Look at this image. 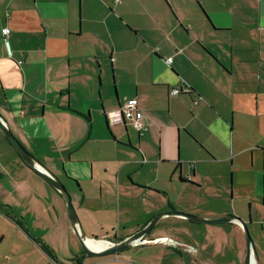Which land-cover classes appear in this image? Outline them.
<instances>
[{
  "label": "crops",
  "instance_id": "obj_1",
  "mask_svg": "<svg viewBox=\"0 0 264 264\" xmlns=\"http://www.w3.org/2000/svg\"><path fill=\"white\" fill-rule=\"evenodd\" d=\"M3 27L0 116L94 250L161 212L229 215L264 264V0H0ZM130 100L140 131L116 119ZM0 221L84 264L62 197L1 130ZM157 237L194 251L149 241L98 263L243 264L235 223L165 216Z\"/></svg>",
  "mask_w": 264,
  "mask_h": 264
},
{
  "label": "water",
  "instance_id": "obj_2",
  "mask_svg": "<svg viewBox=\"0 0 264 264\" xmlns=\"http://www.w3.org/2000/svg\"><path fill=\"white\" fill-rule=\"evenodd\" d=\"M0 130L3 136L12 146L16 154L19 156L21 161L28 168H30L32 171H34L39 176H41L44 180H46L48 184L62 197L64 204H65L66 215H67L70 229L75 239L77 240L79 247L81 249V252L83 254L93 255V256H101L105 254H116L118 252L125 251L137 244H141L144 242H149V241L162 242L167 237H157L154 239H145L142 237L148 233L149 229H151V227L154 226L155 223L159 219L165 216H181L183 218H186L192 221H197V222H204V223L224 222V223H235L239 225L243 233L244 245H245L243 264H254L253 255H252V242L249 237L245 223L239 218L235 216H229V215L218 216V217H201V216H196V215L187 214V213L178 212V211L161 212V213L156 214L142 228L130 234L129 236L119 241H115L113 243L111 242V244H108L107 246H104L103 248H100L98 250L89 249L86 245V241L88 239H91L94 241H98V240L85 237L79 225V221L75 214L74 208L70 202L69 194L67 193L65 187L62 185V183L59 180H57L54 176H52L47 171H45V169H43L39 165V163L27 152V150L19 143V141L11 133L9 128L6 126V124L2 120L1 116H0Z\"/></svg>",
  "mask_w": 264,
  "mask_h": 264
},
{
  "label": "rangeland",
  "instance_id": "obj_3",
  "mask_svg": "<svg viewBox=\"0 0 264 264\" xmlns=\"http://www.w3.org/2000/svg\"><path fill=\"white\" fill-rule=\"evenodd\" d=\"M186 90L188 89L186 88ZM194 102L192 101V103ZM20 233L18 231L16 234L8 222L0 221V264H66L69 262L65 257L67 254L54 253L50 247L48 250L53 252L55 257L48 258L45 252L33 247L27 239H22L26 237V233H21L22 235ZM78 248L79 250L74 255L82 257L84 264H99L98 257L83 254L79 244Z\"/></svg>",
  "mask_w": 264,
  "mask_h": 264
},
{
  "label": "built area",
  "instance_id": "obj_4",
  "mask_svg": "<svg viewBox=\"0 0 264 264\" xmlns=\"http://www.w3.org/2000/svg\"><path fill=\"white\" fill-rule=\"evenodd\" d=\"M8 31L9 29L7 27L1 28L0 33L3 36V40H5ZM169 62H170V58L169 57L165 58V63H169ZM181 90H186V89L185 88L182 89L180 86H174L168 91V93L170 95H175L178 94ZM115 113L117 115L116 119L118 121L127 119L133 128H135L137 131L141 130L140 111L137 109L135 105V100L128 101L125 105L115 110ZM163 242H166L167 244L171 245V247L173 248L180 247L182 250L187 252L194 251V249L188 245L179 244L174 241L169 242L166 241V239H164ZM108 244H111V242H107V245Z\"/></svg>",
  "mask_w": 264,
  "mask_h": 264
},
{
  "label": "bare ground",
  "instance_id": "obj_5",
  "mask_svg": "<svg viewBox=\"0 0 264 264\" xmlns=\"http://www.w3.org/2000/svg\"><path fill=\"white\" fill-rule=\"evenodd\" d=\"M100 244V241H94V240H91V239H88L86 241V245L89 249H92L94 250V248L98 247V245Z\"/></svg>",
  "mask_w": 264,
  "mask_h": 264
},
{
  "label": "trees",
  "instance_id": "obj_6",
  "mask_svg": "<svg viewBox=\"0 0 264 264\" xmlns=\"http://www.w3.org/2000/svg\"><path fill=\"white\" fill-rule=\"evenodd\" d=\"M8 142V141H7ZM18 156V155H17ZM19 157V156H18ZM20 159V158H19ZM21 160V159H20ZM47 184H48V182L46 181V180H44ZM49 185V184H48ZM50 186V185H49ZM51 187V186H50ZM43 249L45 250V251H47V248L46 247H43ZM47 253L49 254L50 252H48L47 251Z\"/></svg>",
  "mask_w": 264,
  "mask_h": 264
}]
</instances>
